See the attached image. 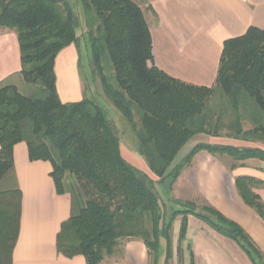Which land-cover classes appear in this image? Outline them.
<instances>
[{
    "label": "trees",
    "instance_id": "obj_1",
    "mask_svg": "<svg viewBox=\"0 0 264 264\" xmlns=\"http://www.w3.org/2000/svg\"><path fill=\"white\" fill-rule=\"evenodd\" d=\"M77 1L80 13L67 0H0V30L16 34L22 65L18 75L0 84V264H12L20 232L22 195L15 183L10 186L19 143L27 145L30 161L51 163L57 193L71 198V216L57 237V250L66 258L80 255L86 264H101L125 243L140 240L158 264L164 241L168 264L174 221L182 216V259L193 216L235 241L253 264H264V254L247 232L209 205L198 210L193 203L182 204L184 209L166 221L167 204L157 190L160 186L170 194L201 151L240 164L264 162L260 148L199 143L175 164L197 135L221 138L226 131L229 139L264 140V31L252 27L226 41L215 84L201 87L170 77L154 64L150 28L134 0ZM82 42L90 50L93 78L131 127L136 152L151 175L123 157L117 127L95 97L84 90L81 101H61L56 59ZM245 123L251 128L245 130ZM258 185L264 182L236 179L244 202L264 220V204L253 191Z\"/></svg>",
    "mask_w": 264,
    "mask_h": 264
},
{
    "label": "crops",
    "instance_id": "obj_2",
    "mask_svg": "<svg viewBox=\"0 0 264 264\" xmlns=\"http://www.w3.org/2000/svg\"><path fill=\"white\" fill-rule=\"evenodd\" d=\"M134 1L144 11L150 28L154 64L170 77L195 86L215 84L226 41L244 36L252 27L264 31V0ZM78 65L76 45L64 49L56 59L57 91L63 103L83 99L81 76L74 73ZM21 68L16 34L0 30V84L18 75ZM218 139L209 137L212 143ZM226 139L228 143L223 145L264 150L259 142ZM121 149L130 164L151 175L140 155ZM225 157L207 151L198 153L179 178L184 188L181 194L189 201L196 199L213 207L240 225L264 254V220L244 202L236 186L239 177L264 182V162L250 159L240 164ZM234 164L240 165L232 169ZM52 170L48 161H30L25 143L15 146V180L10 186L17 185L22 199L20 232L12 264H86L83 256L69 259L57 250V237L72 208L70 196L57 193ZM253 191L264 204V185L255 186ZM181 222V217L174 222V235L178 233V237ZM182 247L186 253L185 264H191V254L194 264H253L235 241L193 216L188 217ZM121 248L119 254L101 264H151L149 250L142 241H130Z\"/></svg>",
    "mask_w": 264,
    "mask_h": 264
},
{
    "label": "rangeland",
    "instance_id": "obj_3",
    "mask_svg": "<svg viewBox=\"0 0 264 264\" xmlns=\"http://www.w3.org/2000/svg\"><path fill=\"white\" fill-rule=\"evenodd\" d=\"M67 1L72 4V6L76 12H78V13L81 12V7H80L77 0H67ZM80 45L81 46L79 47V65L77 67V71H74V73H77L81 76V79L83 82V87H84V90L86 91V95L88 97H95V99L102 106H104L109 120L110 121L112 120L117 127V131H118L119 137L121 139V144H122L123 149L127 150L128 153L139 155L136 152V138H135V135H134L131 127L121 117V115H119L115 111V109L111 106V104L105 99V97L101 91L100 81L98 80V78H93V76H92L91 55H90V50L88 48L87 43L82 42ZM75 68H76V66H75ZM249 128H251V126L249 124L245 123L244 129L247 130ZM222 133H223V137H221V139L219 138L218 140L213 141V143L209 141V136H206V135H197V136L193 137L179 152V155L177 156V158L175 160V164L179 163L192 150V148L195 147L199 143H208V144H212V145H217L215 143H220V145H223L222 143H224V144L228 143L226 141L227 140L226 137H224L227 134L226 131H224ZM222 138L224 140H222ZM254 142H259V143L264 145V140L257 139V140H254ZM225 158H227L229 160L230 157L227 156ZM231 160L233 161V159H231ZM187 168L188 167H185L183 169V171L186 170ZM183 171L181 172V174L177 178V180L173 183L172 191L167 196L165 195L166 194L165 189L160 187V186H157V190L159 191L161 198L167 204L166 208H167L168 216H167L166 221L169 220L172 212L184 209L182 204L193 203L197 206L198 210H200L202 207L205 206V204L199 200L193 199L192 201H189V200H187V198H183L181 193H182V190L184 188L179 183V178L181 177ZM154 180L158 181V178L154 177ZM0 188L3 189L4 186L2 185ZM179 217L182 218V216H179ZM179 217H177V218H179ZM179 227H180V224H179ZM178 242H179L178 233H176L174 235V223H173V225H172V253H171L172 256L169 259L168 264H185V258L184 257L186 256V253L184 251L183 258L181 259L180 255L178 253V244H179ZM165 252H166V244L164 241H162L161 247H160V252H159L160 255H159L158 264H164ZM153 263H154V253L151 254V264H153Z\"/></svg>",
    "mask_w": 264,
    "mask_h": 264
}]
</instances>
